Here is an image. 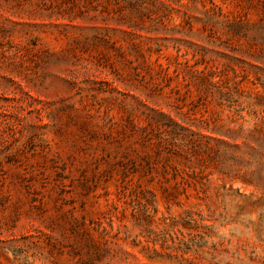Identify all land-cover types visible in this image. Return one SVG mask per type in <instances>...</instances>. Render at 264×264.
Segmentation results:
<instances>
[{"label":"rangeland","instance_id":"374dc122","mask_svg":"<svg viewBox=\"0 0 264 264\" xmlns=\"http://www.w3.org/2000/svg\"><path fill=\"white\" fill-rule=\"evenodd\" d=\"M0 264H264V0H0Z\"/></svg>","mask_w":264,"mask_h":264}]
</instances>
